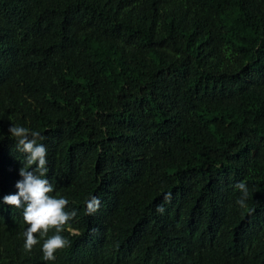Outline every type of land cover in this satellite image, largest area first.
I'll use <instances>...</instances> for the list:
<instances>
[{"label":"trees","instance_id":"16d2710c","mask_svg":"<svg viewBox=\"0 0 264 264\" xmlns=\"http://www.w3.org/2000/svg\"><path fill=\"white\" fill-rule=\"evenodd\" d=\"M12 124L77 213L54 261ZM0 264H264V0H0Z\"/></svg>","mask_w":264,"mask_h":264},{"label":"clouds","instance_id":"9594fccd","mask_svg":"<svg viewBox=\"0 0 264 264\" xmlns=\"http://www.w3.org/2000/svg\"><path fill=\"white\" fill-rule=\"evenodd\" d=\"M9 133L16 141L17 150L25 154V159L19 170L22 179L16 183L18 192L4 196L3 203L23 209V220L28 225L23 233L24 249L30 252L42 240L43 259L54 261L57 251L70 246V241L62 233L77 213L67 210L69 201L65 197L52 195L53 185L46 178L47 148L38 143L43 139L40 132L12 124ZM235 188L241 194L236 203L241 208L246 207L247 185L239 182ZM99 206V198L92 196L86 202L87 214H94ZM49 232L53 234L49 235Z\"/></svg>","mask_w":264,"mask_h":264}]
</instances>
